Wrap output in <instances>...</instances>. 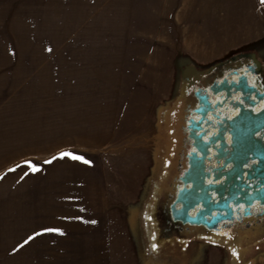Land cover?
Wrapping results in <instances>:
<instances>
[{
    "label": "rangeland",
    "instance_id": "1",
    "mask_svg": "<svg viewBox=\"0 0 264 264\" xmlns=\"http://www.w3.org/2000/svg\"><path fill=\"white\" fill-rule=\"evenodd\" d=\"M241 51L264 59V0H0V264H264V241L170 243L150 220L159 118L178 68ZM94 112L115 120L100 147L79 142ZM67 160L112 181L100 243L77 231L62 241L42 224L49 212H21L31 198L47 204L49 173Z\"/></svg>",
    "mask_w": 264,
    "mask_h": 264
},
{
    "label": "flooded vegetation",
    "instance_id": "2",
    "mask_svg": "<svg viewBox=\"0 0 264 264\" xmlns=\"http://www.w3.org/2000/svg\"><path fill=\"white\" fill-rule=\"evenodd\" d=\"M158 126L150 222L160 239L264 241V59L182 63Z\"/></svg>",
    "mask_w": 264,
    "mask_h": 264
},
{
    "label": "crops",
    "instance_id": "3",
    "mask_svg": "<svg viewBox=\"0 0 264 264\" xmlns=\"http://www.w3.org/2000/svg\"><path fill=\"white\" fill-rule=\"evenodd\" d=\"M104 63L105 65L108 64L106 60H104ZM111 75V81L115 85L119 81L118 72H112ZM106 108L110 112V107L106 106ZM111 111L114 112V108ZM94 113L96 116L93 118L94 121H91V124H82L81 122L77 127L78 131L81 132H78L79 136L85 137L79 142L100 147L106 145L114 136L115 120L113 117L111 120H108L107 113L102 112L101 115L97 114V112ZM102 168L97 164L93 165V163H89V161L69 160L66 166L62 168V171L59 170L58 172L57 169H51L48 176V185L50 194L51 192L52 194L48 196L47 204L35 205L39 200L31 198L25 201L26 205L23 206L21 212H30L26 217H30L31 220L37 217L35 212H49L47 216L43 217L42 224L48 226L47 229H59V232H48L58 234V238L62 239V241L70 238L68 233L77 231L79 235L86 232L90 233L88 239L80 235L82 240L100 243L103 232H100L98 227L99 225H104L105 218L109 217V214L105 215L104 212L107 209L108 211L106 212H110L111 206L114 204L110 200L108 204L105 203V196L108 194L109 197V186L112 181H110L109 177L105 180ZM121 184L123 185V183ZM128 185L130 184L128 183ZM56 192H62L65 196L58 203L56 199H53V195ZM110 197L109 199H111ZM128 197L130 199L128 198L129 201L127 200V207H130L134 196L129 195ZM111 200L113 201V198ZM40 222L41 220H39Z\"/></svg>",
    "mask_w": 264,
    "mask_h": 264
},
{
    "label": "snow or ice",
    "instance_id": "4",
    "mask_svg": "<svg viewBox=\"0 0 264 264\" xmlns=\"http://www.w3.org/2000/svg\"><path fill=\"white\" fill-rule=\"evenodd\" d=\"M66 154L71 156L73 159H78V160L84 159L82 156L73 155L72 153H60L59 155L64 156ZM85 162H88V161H85ZM26 163H30V162H26ZM31 168L33 171L37 170L36 165H31ZM46 231H57V232H59L60 230L59 229H46ZM29 239H31V237ZM233 251L235 252V250H233Z\"/></svg>",
    "mask_w": 264,
    "mask_h": 264
},
{
    "label": "water",
    "instance_id": "5",
    "mask_svg": "<svg viewBox=\"0 0 264 264\" xmlns=\"http://www.w3.org/2000/svg\"><path fill=\"white\" fill-rule=\"evenodd\" d=\"M182 213L185 215L186 212H182ZM179 214H180V213H179ZM180 215H181V214H180ZM184 215H183V216H184ZM180 217H181V216H180ZM181 218H182V217H181ZM195 222H196V221H191V223H195Z\"/></svg>",
    "mask_w": 264,
    "mask_h": 264
}]
</instances>
